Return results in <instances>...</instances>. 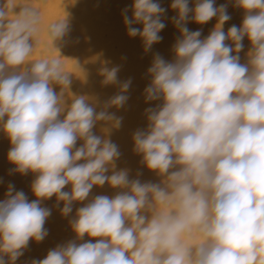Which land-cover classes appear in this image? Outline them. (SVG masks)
Instances as JSON below:
<instances>
[{"label": "clouds", "instance_id": "1", "mask_svg": "<svg viewBox=\"0 0 264 264\" xmlns=\"http://www.w3.org/2000/svg\"><path fill=\"white\" fill-rule=\"evenodd\" d=\"M232 2L244 16L225 32L227 4L172 0L179 31L174 59L153 56L144 96L159 103L145 109L147 127L132 137L159 183L117 169L121 153L110 134L123 117L109 109L125 105L132 83L118 80L120 66L101 69L102 83L119 87L102 106L71 93L67 103L69 76L81 74L56 46L70 32L67 15L42 27L32 0L0 2V130L11 144V171L35 174L36 197L29 202L8 185L0 201V264H16L30 240L45 239L51 210L41 205L53 196L57 206L63 202L64 217L75 202L87 201L69 222L76 239L31 264H264V0ZM166 11L155 0H133L122 10L128 36L139 37L145 52L163 39ZM214 17L203 39L201 30L186 26ZM41 32L55 55L33 58ZM245 37L251 47L241 63ZM98 122L102 136L93 131ZM106 183L121 191L89 198ZM85 236L95 242L77 243Z\"/></svg>", "mask_w": 264, "mask_h": 264}, {"label": "bare ground", "instance_id": "2", "mask_svg": "<svg viewBox=\"0 0 264 264\" xmlns=\"http://www.w3.org/2000/svg\"><path fill=\"white\" fill-rule=\"evenodd\" d=\"M155 2L160 3L167 10L165 16L162 17L166 27L159 33L163 39L154 44L150 51L145 52L142 40L139 37H129L123 23L122 10L125 7H130L133 0H32L33 6L39 9L42 27L60 19L64 13L67 15L70 32L56 46L61 57L76 61L81 69L79 76L75 74L69 76L72 83L69 92L64 94L67 103H71L70 93L77 96L86 95L99 101L101 106L117 94L119 91L117 84L105 85L102 83L104 77L101 75V69L103 67L111 68L118 65L120 66L118 80L123 82L131 79L132 83L127 93L129 99L125 105L119 109L114 107L109 109L110 112H115L117 116L123 117L121 127L113 129L110 134L111 141L118 146L121 153L116 161L117 169H129L130 179L137 178V174L140 173L138 178L141 182L159 183L162 178L141 164L142 157L134 151L132 138L137 129L147 127L145 109L159 103L158 101L146 102L144 96V89L151 80L147 69L151 66L153 56L159 53L165 60L172 61L174 59L172 48L179 37V31L171 21V17L176 15V12L170 7L172 0H155ZM221 4L228 5L227 11L231 16V19L225 22L223 30L227 32L232 25L241 26L243 10L234 7L232 0H215V6L218 7ZM194 5L195 0H189V6L194 7ZM16 11H19V8ZM128 15L131 16V11ZM216 23L217 19L214 17L204 25L190 21L186 26L191 31L201 30V39H203L209 35ZM135 27L142 28V25H135ZM39 38L40 46L33 58H40L41 54L43 56L55 55L47 46L43 32ZM226 43L231 44V41H226ZM243 44L244 49L239 55L241 63H246V53L251 47L247 37ZM64 63L66 69L71 70L72 62L64 61ZM53 88L57 93L61 90L58 85H53ZM96 110L99 111L100 108L97 107ZM102 127H104V122H98L93 129L94 133L104 135ZM81 143L82 141H77L76 146L79 147ZM10 147L7 135L0 130V201L5 199L8 185L12 184L16 191H23L31 202L36 199L31 190L35 174L31 172L20 174L11 171L15 165L11 164L7 158ZM70 188L71 186L68 185L64 191H70ZM119 191L121 190L113 189L106 183L104 186H94L89 198L97 195H107L111 198ZM85 203L87 201L75 202L73 212L68 217H64L60 211L63 202H59V206H57L55 196L44 200L41 206L51 210V215L44 225L48 235L41 242L30 240L24 254L17 259L16 264H31L33 259H44L49 250L75 240L76 235L69 222L75 216L76 209ZM89 239L95 242V238L85 236L77 243H83Z\"/></svg>", "mask_w": 264, "mask_h": 264}]
</instances>
